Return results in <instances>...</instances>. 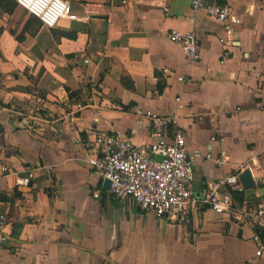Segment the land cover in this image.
<instances>
[{"label":"crops","instance_id":"crops-1","mask_svg":"<svg viewBox=\"0 0 264 264\" xmlns=\"http://www.w3.org/2000/svg\"><path fill=\"white\" fill-rule=\"evenodd\" d=\"M65 1L79 19L52 28L0 3V264H264L232 213L198 203L190 225L158 218L89 164L100 133L149 145L151 111L185 136L193 197L248 169L254 187L223 191L264 206V0H206L238 17L229 41L203 12L188 21L192 0ZM171 29L195 31L199 60Z\"/></svg>","mask_w":264,"mask_h":264},{"label":"built area","instance_id":"built-area-1","mask_svg":"<svg viewBox=\"0 0 264 264\" xmlns=\"http://www.w3.org/2000/svg\"><path fill=\"white\" fill-rule=\"evenodd\" d=\"M18 7L37 18L42 26L52 28L61 19L78 20L65 0H15ZM203 12L222 25L225 40L232 39L234 27L239 23L229 5H219L206 0H192L187 17L195 24L196 13ZM264 34V31H263ZM169 40L181 47L192 61L200 58L199 41L193 29L180 31L171 29ZM179 81L183 78L178 77ZM179 98H176L178 102ZM81 105L78 104V107ZM147 118L152 125V142L143 147L136 146L132 140L120 133H100L96 135V158L89 160L96 173L110 182V192L118 201L135 202L143 211L151 212L158 218L190 225V210L198 203L207 204L215 213H232L237 222L246 223L253 229L252 240L258 257L264 254V206H247L235 203L224 188L242 190L238 173H232L207 183L206 192L200 198L191 195L190 184L193 179L192 167L187 155L185 136L182 131L173 132L170 138L169 119L151 111ZM160 157L161 159H158ZM1 171H7L1 166ZM51 170V168H48ZM32 172L19 181L28 187ZM264 186V180H262ZM264 195V191H262ZM99 192L93 194L97 198ZM7 215L0 214V242L7 239L5 232Z\"/></svg>","mask_w":264,"mask_h":264},{"label":"water","instance_id":"water-1","mask_svg":"<svg viewBox=\"0 0 264 264\" xmlns=\"http://www.w3.org/2000/svg\"><path fill=\"white\" fill-rule=\"evenodd\" d=\"M95 17H103V16H95ZM158 159H161L158 157ZM239 180L244 188H252L255 186L254 181L251 177L250 171L248 169H245L243 172L239 175ZM103 186L105 189H110V182L108 180H104Z\"/></svg>","mask_w":264,"mask_h":264},{"label":"trees","instance_id":"trees-1","mask_svg":"<svg viewBox=\"0 0 264 264\" xmlns=\"http://www.w3.org/2000/svg\"><path fill=\"white\" fill-rule=\"evenodd\" d=\"M3 2L6 4L7 7L13 8L17 6L16 2L14 0H0V3ZM241 203V202H239Z\"/></svg>","mask_w":264,"mask_h":264}]
</instances>
